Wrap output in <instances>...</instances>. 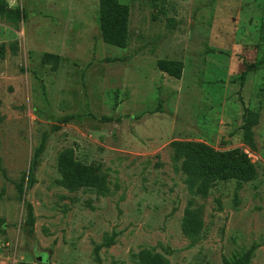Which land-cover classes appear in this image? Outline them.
I'll use <instances>...</instances> for the list:
<instances>
[{"label":"rangeland","instance_id":"obj_1","mask_svg":"<svg viewBox=\"0 0 264 264\" xmlns=\"http://www.w3.org/2000/svg\"><path fill=\"white\" fill-rule=\"evenodd\" d=\"M6 1L24 21L0 16V264H96L97 247L101 264H137L144 249L169 264H224L250 248V264H264V0H119L129 7L124 49L102 42L97 0ZM45 54L58 56L55 72ZM160 60L182 62L181 78ZM247 65L256 68L241 82ZM245 109L256 120L249 142ZM44 135L22 199L31 239L13 182ZM178 141L241 149L256 178L194 196ZM67 149L101 167L100 193L59 184ZM190 202L204 225L195 245L181 232Z\"/></svg>","mask_w":264,"mask_h":264},{"label":"trees","instance_id":"obj_2","mask_svg":"<svg viewBox=\"0 0 264 264\" xmlns=\"http://www.w3.org/2000/svg\"><path fill=\"white\" fill-rule=\"evenodd\" d=\"M98 20L102 42L108 46L124 49L128 42L129 7L121 4L119 0H97ZM0 16L9 21H24V14L19 9H12L6 0H0ZM3 48L0 47V54ZM42 63L52 65L51 71L55 72L59 58L56 55L45 54ZM121 61V60H119ZM157 69L170 78L179 80L182 76L183 64L180 61L160 60L156 63ZM255 65H247L239 80L244 81L249 73L254 72ZM264 98V89H263ZM245 113L247 115H245ZM253 117V120L251 121ZM244 123L241 130L244 133L245 142L250 141V129L255 125V115L249 110H244ZM47 136L44 135L40 144L35 148L27 170L20 180L13 182L15 198L22 202L25 192L36 183L35 171L45 151ZM175 159L181 162V171L186 177L190 193L205 198L210 190L218 183L233 182L240 187L255 180L256 169L251 160L241 149L228 151H216L211 147L192 141H178L172 144ZM57 170L61 177L59 184L69 192L100 193L105 186V176L99 165H85L79 162L72 149L64 150L58 157ZM0 173L5 176L1 167ZM184 211L181 232L191 245H195L201 239L203 232V219L200 209H193L192 202ZM24 219L22 229L26 236L33 239L35 217L31 204L23 201ZM95 250V262L101 264ZM254 248H250L242 255H234L230 260L225 259L224 264H250ZM137 264H169L168 260L153 250H141L136 256ZM38 264V263H37Z\"/></svg>","mask_w":264,"mask_h":264}]
</instances>
